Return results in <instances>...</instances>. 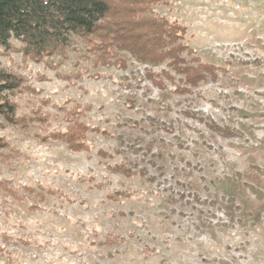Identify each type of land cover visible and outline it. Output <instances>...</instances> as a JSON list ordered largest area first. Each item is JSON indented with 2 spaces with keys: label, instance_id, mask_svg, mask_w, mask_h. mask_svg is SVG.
Instances as JSON below:
<instances>
[{
  "label": "rangeland",
  "instance_id": "rangeland-1",
  "mask_svg": "<svg viewBox=\"0 0 264 264\" xmlns=\"http://www.w3.org/2000/svg\"><path fill=\"white\" fill-rule=\"evenodd\" d=\"M162 1L154 12L187 26L186 59L225 69L188 94L166 63L152 70L175 83L157 88L125 52L126 69L95 66L77 38L53 67L15 40L0 54L36 91L11 96L17 113L45 117L0 128V264H264V0ZM75 104L106 131L89 151L43 140Z\"/></svg>",
  "mask_w": 264,
  "mask_h": 264
},
{
  "label": "trees",
  "instance_id": "trees-1",
  "mask_svg": "<svg viewBox=\"0 0 264 264\" xmlns=\"http://www.w3.org/2000/svg\"><path fill=\"white\" fill-rule=\"evenodd\" d=\"M161 4L165 3L162 0H0V54H7L11 40H15L20 44L17 51L24 60L53 67V59L62 62L67 59L71 41L77 38L95 66L126 69V60L120 56L125 52L146 66L144 75L157 88H164L165 80L175 83L168 71L152 70L163 63L180 77L182 85L176 84L173 91L181 95L207 80H217L225 69L198 57L186 59L193 53L184 41L187 26L156 14L153 8ZM24 91L36 92L25 76L0 67V128L15 125L26 129L36 120H45L40 110L32 111L31 115L17 113L18 105L11 96ZM61 110L66 121L64 130L49 132L43 140H58L70 151L80 152L90 150L87 133L106 134L80 120L83 110L78 105ZM209 127L225 137L234 134L228 127L216 124ZM7 145L0 137V149ZM96 154L102 158L110 156L102 150ZM110 170L125 176L134 174L125 163H116ZM120 194L108 197L115 199Z\"/></svg>",
  "mask_w": 264,
  "mask_h": 264
}]
</instances>
